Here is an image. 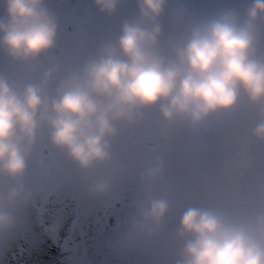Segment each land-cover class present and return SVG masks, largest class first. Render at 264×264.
Instances as JSON below:
<instances>
[{
	"label": "clouds",
	"instance_id": "9594fccd",
	"mask_svg": "<svg viewBox=\"0 0 264 264\" xmlns=\"http://www.w3.org/2000/svg\"><path fill=\"white\" fill-rule=\"evenodd\" d=\"M123 0H94L107 17ZM0 52L14 64L35 71L58 47L59 26L46 0H0ZM170 0H137L138 18L126 21L114 42L68 75L56 90L49 86L59 68L43 83L12 82L0 74V237L15 230L17 211L31 202L25 186L28 160L43 129L53 147L80 171L94 198L109 196L121 176L112 152L120 126H134L144 113L158 109L170 129L193 137L210 133L235 117L242 101L257 113L254 138L264 144V0H253L243 15L225 10L196 19L177 0L171 13L177 35L165 40L162 20ZM165 174L160 161L146 169L143 199L123 242L157 238L172 206L156 187ZM183 242L179 264H264V210L237 218L190 207L177 233Z\"/></svg>",
	"mask_w": 264,
	"mask_h": 264
},
{
	"label": "rangeland",
	"instance_id": "374dc122",
	"mask_svg": "<svg viewBox=\"0 0 264 264\" xmlns=\"http://www.w3.org/2000/svg\"><path fill=\"white\" fill-rule=\"evenodd\" d=\"M252 3L184 0L196 19H209L225 10L243 15ZM46 6L59 26L56 50L35 71L14 65L5 55L8 71L4 74L0 69V74L40 85L47 72L59 68L60 75L48 89L54 99L62 80L95 57L105 43L116 41L126 21L138 18V7L137 0H123L118 13L107 17L94 0H46ZM176 7L177 0H170L162 20L165 40L179 32L170 19ZM0 18H6L2 4ZM258 55L264 58V39ZM258 123L257 113L243 104L235 117L193 137L187 129H170L158 109L148 111L142 123L119 127L112 152L121 176L105 198L88 194L79 169L53 147L48 130L43 129L25 176L31 202L17 211L15 230L0 237V264H179L183 242L177 233L188 208L237 218L264 210V144L253 135ZM160 161L165 174L155 195L166 196L172 212L157 238L124 248L143 199L146 169Z\"/></svg>",
	"mask_w": 264,
	"mask_h": 264
},
{
	"label": "water",
	"instance_id": "95a60500",
	"mask_svg": "<svg viewBox=\"0 0 264 264\" xmlns=\"http://www.w3.org/2000/svg\"><path fill=\"white\" fill-rule=\"evenodd\" d=\"M0 69L4 72V74L7 73L8 71L6 56L3 53L0 54ZM9 80L15 82L13 79H9ZM243 104H246V101H242L241 106H243Z\"/></svg>",
	"mask_w": 264,
	"mask_h": 264
},
{
	"label": "trees",
	"instance_id": "16d2710c",
	"mask_svg": "<svg viewBox=\"0 0 264 264\" xmlns=\"http://www.w3.org/2000/svg\"><path fill=\"white\" fill-rule=\"evenodd\" d=\"M78 175H76V177H77ZM79 179H81V176H79ZM47 198V197H46Z\"/></svg>",
	"mask_w": 264,
	"mask_h": 264
},
{
	"label": "bare ground",
	"instance_id": "6f19581e",
	"mask_svg": "<svg viewBox=\"0 0 264 264\" xmlns=\"http://www.w3.org/2000/svg\"><path fill=\"white\" fill-rule=\"evenodd\" d=\"M249 118V117H248Z\"/></svg>",
	"mask_w": 264,
	"mask_h": 264
}]
</instances>
